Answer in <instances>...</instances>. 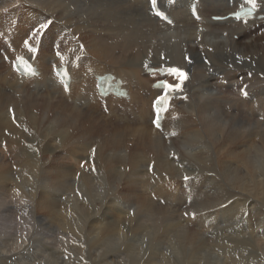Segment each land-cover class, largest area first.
I'll use <instances>...</instances> for the list:
<instances>
[{
	"label": "bare ground",
	"instance_id": "6f19581e",
	"mask_svg": "<svg viewBox=\"0 0 264 264\" xmlns=\"http://www.w3.org/2000/svg\"><path fill=\"white\" fill-rule=\"evenodd\" d=\"M161 1L172 6L176 21L173 29L149 15L148 0H0V212L6 210L9 217L33 214L78 241L92 235L93 240L86 239L85 250L90 264H116L112 255L100 260L102 263L94 259L99 249L113 252L120 244L124 250L134 251L135 243L126 245L133 237L126 239L118 228H131L128 235L135 233L133 226L147 220H137L138 214L150 218L167 209L189 207L181 202L185 199L196 201L203 211H212L229 203L226 197H233L220 211L230 218L246 201L251 206L264 201V32L252 29L256 23L242 26L232 20H208L210 13L230 9V0H199L207 32L196 31L189 0ZM48 21L52 22L51 30L42 44L29 39L25 46L23 40L28 38L29 30ZM231 33L240 37L234 40ZM54 37L56 47L52 46ZM29 48H37L38 52H30ZM3 53L12 58L37 59L42 78L17 77L3 60ZM59 63L76 71V83L68 93L52 73ZM147 63L177 65L189 75L183 92L176 94L170 111L165 113L160 130L151 122L150 104L158 91L149 88L151 78L142 74V65ZM90 72L121 77L126 81L129 100L108 98L105 113L99 98L90 94L93 82L84 77ZM84 84L87 86L83 88ZM255 98L256 103H244L252 107L247 106L250 116L262 119V134L260 125L247 131L243 120H228L238 117L231 114V102L238 106L243 99ZM11 195L17 196V205L5 206L9 197L13 199ZM160 201L163 203L158 204ZM131 209L136 216L130 215ZM90 216L92 222L87 224ZM207 216L201 213L198 221L204 222ZM30 232L23 235L18 247L33 243ZM188 232H182L187 233V244L194 238ZM254 241L253 248L264 264V225ZM14 247L0 251V261L14 257Z\"/></svg>",
	"mask_w": 264,
	"mask_h": 264
},
{
	"label": "rangeland",
	"instance_id": "374dc122",
	"mask_svg": "<svg viewBox=\"0 0 264 264\" xmlns=\"http://www.w3.org/2000/svg\"><path fill=\"white\" fill-rule=\"evenodd\" d=\"M263 29L259 30V32H261ZM234 39V38H233ZM242 39L244 42L246 40ZM237 40V39H234ZM251 40L248 39L247 43L250 44ZM264 43V42H263ZM242 44V43H241ZM256 99H243L241 103H239L240 105L236 106V104L231 105L230 103V107L229 109L231 110V114L233 116H237L238 117H228V120L231 121L230 123H232V120L235 121H239V120H243L244 122V126L247 128V131L249 129H251L252 127L255 128V126L260 125V134H262V125L261 123L264 122V119L262 120L259 117H256L255 114L254 115H249V111L247 110V106L248 104V100H251L252 102L256 103ZM246 102V103H244ZM245 105H244V104ZM235 105V106H234ZM242 105V106H241ZM234 106V107H233ZM250 108L251 105L249 104ZM232 108V109H231ZM240 112V113H236L234 111ZM227 109V107H226ZM229 109L227 110L229 112ZM236 109V110H234ZM244 109V110H243ZM233 110V111H232ZM240 110V111H239ZM246 110V111H245ZM245 111V113H243ZM248 111V113H247ZM251 112V111H250ZM247 114V115H246ZM260 119V120H259ZM262 120V122H261ZM261 122V123H260ZM244 132V131H243ZM12 196V195H11ZM13 200L11 197H9V203H5L8 207L13 206V205H17V201L18 198L16 199V197L13 195L12 196ZM227 200H229V203L226 202V205H224L222 208H216V209H207L203 211V208L200 207L198 205V203L196 201L193 202L192 199H185L182 200L181 202H184V204L187 206L189 205V207L187 206L186 208H182V209H167L165 210V212L163 211L162 214L158 213L156 215H152L150 218H146V216H142L140 214H135L136 212L133 211V209H131L132 211L129 212L130 215L133 216H138L137 220L139 217H142L145 221V223L143 225H134L133 228L136 230L135 233L133 234H129L128 235V231L131 230V228H123L120 227L118 228L120 231H124V236H126V239L130 238L131 240H127L128 243H126V245L128 244H134V251H126L123 249V246H118L120 244L115 245L114 247V251L113 252H108V249H99L94 256V259L98 260L99 262L102 263L101 261H104L105 259H110L111 255L113 258V262H116V264H134V262L136 264H151L153 261L154 263L152 264H156L158 263L157 261H159V264H187L189 262H195V264H227V262H229V264H261L260 261L262 262V260L258 258L256 249H254L255 246V237L257 236V234L261 233L262 227L264 225V201L261 199L260 201L255 202L254 206L249 205V203L246 201L244 203V206H240L239 207V212L238 214H233L230 218L224 217V215H222V210L223 208L225 209V206L229 205L232 200H234L233 197H226ZM231 198H233L231 200ZM225 199V198H223ZM8 200V199H7ZM11 201V202H10ZM15 201V202H14ZM192 204H191V202ZM14 202V203H13ZM259 202V203H258ZM158 204L163 203L162 201L157 202ZM189 203V204H188ZM194 203H197L196 205ZM257 203V204H256ZM102 203H99V207L98 209L101 211L102 208ZM164 205V204H162ZM194 205V206H193ZM262 205V206H261ZM190 207L192 209H190ZM199 207V208H198ZM263 207V208H262ZM5 208V207H4ZM13 208V207H12ZM242 208V210H241ZM253 209V210H252ZM97 210V211H99ZM203 212H202V211ZM218 210V211H217ZM202 214H208L207 218H206V222H202V221H198V217ZM206 211V212H205ZM221 211V212H220ZM247 211V212H246ZM261 211V212H260ZM174 212V213H173ZM176 212V213H175ZM188 213L189 215H185V213ZM196 212V213H195ZM199 212V213H198ZM255 212V213H254ZM257 212V213H256ZM165 213V214H164ZM192 213H195V217L193 218ZM254 213V214H253ZM6 214V215H5ZM17 214V213H16ZM16 214H13L11 217H9V213H7L6 210H1L0 212V241L2 239H6L4 242H0V244H4V246H0V251H5V249H7L8 247H14V252H17L16 255L10 259L4 260V261H0V264H79V261H81L82 259V263L80 264H88L89 261H86V259L88 258V253L86 250V246H87V240H90L89 237H93L92 235H90L89 237H86L85 240H77L75 238L72 237L71 234L69 233H63L59 230H56V226L52 225L49 226L47 223H45L44 220L41 221V218H36L34 217V215L30 217L29 214H25V213H20L19 215L16 216ZM171 214V217H169ZM174 215V216H173ZM211 215V216H210ZM240 215V216H239ZM259 215V216H258ZM156 216V217H155ZM177 216V217H176ZM214 216V217H213ZM217 216V217H216ZM221 216V217H220ZM244 216V217H243ZM256 216V217H255ZM9 217V218H8ZM27 217V218H26ZM179 217V218H178ZM242 217V219H241ZM248 219H247V218ZM36 218V219H35ZM142 218L140 220H142ZM224 218V219H223ZM238 218V219H237ZM250 218V219H249ZM252 218V219H251ZM258 218V221H257ZM11 219V220H10ZM93 219L91 216L90 218L87 220V224H90L92 222ZM155 219L156 221H159L158 224L156 222L153 223L151 220ZM212 219V220H211ZM220 219V221H219ZM229 219V220H228ZM260 219V220H259ZM10 220V221H9ZM162 220V221H161ZM178 220V221H177ZM227 220V221H226ZM238 222H237V221ZM241 220V222H240ZM246 220V221H245ZM3 221V222H2ZM90 221V222H89ZM212 221V222H210ZM252 221V222H251ZM254 221L257 222L254 224ZM33 222V223H31ZM162 222V223H161ZM174 222V223H173ZM250 224H249V223ZM260 222V223H258ZM8 223V224H7ZM173 223V224H172ZM179 223V224H178ZM202 223V224H201ZM7 224V225H6ZM45 224V227H44ZM47 224V225H46ZM164 224V225H163ZM171 224V225H170ZM218 224V225H217ZM248 224V225H247ZM253 224L255 225L256 228H254ZM13 225V226H12ZM40 225V226H39ZM42 225V226H41ZM241 225V226H240ZM257 225V226H256ZM37 226V227H36ZM138 226V227H137ZM157 226V228H156ZM204 226V227H203ZM206 226V228H205ZM212 226V227H211ZM219 226V227H218ZM233 226V227H232ZM246 226V228H245ZM261 226V228H259ZM10 229H9V228ZM14 227V228H13ZM86 227V225H85ZM181 227V228H180ZM198 227V228H197ZM208 227H210V229H208ZM20 228V229H19ZM50 230H48V229ZM142 228V229H140ZM145 228V229H144ZM160 228H161V232H160ZM169 228V229H168ZM188 228V229H187ZM228 228V229H227ZM34 229V230H33ZM47 229V230H46ZM165 229V230H163ZM196 229V230H195ZM205 229V230H204ZM225 229V230H224ZM257 229V230H255ZM3 230V231H2ZM5 230V231H4ZM11 230V231H10ZM31 230V232H30ZM33 230V232H32ZM46 230V231H45ZM144 230V231H143ZM159 230V231H158ZM163 230V231H162ZM170 230V231H169ZM187 230H189L193 235V241H191V243L187 244L186 243V235L187 233L183 234L184 232H187ZM195 230V231H194ZM235 230V231H234ZM240 230V232H239ZM243 230V231H241ZM250 230V231H249ZM7 231V232H6ZM30 236V238H33V243L26 242L25 246L22 247H18V245L20 243H22V237L23 235H25L26 233ZM172 231V232H171ZM205 233H204V232ZM216 231V232H215ZM226 231V232H225ZM249 231V232H248ZM15 232V233H14ZM21 232V233H20ZM39 232V233H38ZM130 232V231H129ZM163 232V233H162ZM183 232V233H182ZM195 232V233H194ZM235 232V234H234ZM245 232L246 235H245ZM3 233V234H2ZM35 233V234H34ZM156 233V234H155ZM161 235H160V234ZM198 233L201 235H198ZM213 233V234H212ZM240 233V234H239ZM243 233V234H242ZM22 234V235H21ZM40 234V235H39ZM67 236H66V235ZM138 234V235H136ZM142 234V235H141ZM164 234V235H163ZM171 234V236H170ZM206 234V235H205ZM216 236H215V235ZM255 234V237H253ZM7 235V236H5ZM33 235V236H32ZM38 235V236H37ZM134 235V236H132ZM173 235V236H172ZM185 235V236H183ZM244 237H243V236ZM253 235V236H252ZM4 236V237H3ZM129 236V237H128ZM156 238H155V237ZM159 236V238L157 239V237ZM225 236V237H224ZM251 236V237H250ZM139 237V238H138ZM166 237V238H165ZM196 237V238H195ZM209 237L211 238L209 240ZM223 237V239H222ZM239 237V238H238ZM242 237V238H241ZM247 237V238H245ZM22 238V239H21ZM70 238H72L73 240H71ZM88 238V239H87ZM136 238V241H135ZM163 240H162V239ZM215 238V239H214ZM217 238V239H216ZM225 238V239H224ZM229 238V239H228ZM234 238V239H233ZM245 238V240H244ZM253 238V240H251ZM77 241H75V240ZM87 239V240H86ZM93 240V238H91ZM156 239V240H155ZM175 239V240H174ZM202 239V240H201ZM206 239V240H205ZM222 239V240H221ZM231 239V240H230ZM233 239V240H232ZM18 240V241H17ZM71 240V241H70ZM125 240V238H124ZM123 240V241H124ZM133 240V241H132ZM142 240V241H141ZM153 240V241H151ZM162 240V242H160ZM195 240V241H194ZM198 240V242H197ZM220 240V241H217ZM224 240V241H223ZM226 240V241H225ZM20 241V242H19ZM42 243H41V242ZM86 243L85 245L83 244L84 242ZM123 241L121 240L120 242L123 243ZM142 243H141V242ZM151 241V242H150ZM156 241V242H155ZM159 241V242H158ZM172 241V243H171ZM216 241V242H215ZM222 241V242H221ZM254 241V242H253ZM17 242V243H15ZM64 242V243H63ZM149 244H148V243ZM185 242V244H184ZM197 242V243H195ZM201 242H206L205 244ZM219 242V243H217ZM243 242V244H242ZM249 242V245L247 244ZM78 243V244H77ZM145 243V244H143ZM150 243L152 245H150ZM160 243V244H159ZM162 243V245H161ZM208 243V244H207ZM212 243V244H211ZM222 243V244H221ZM241 243V244H239ZM246 245H245V244ZM14 244V245H13ZM43 246H42V245ZM57 244V245H56ZM72 244V245H71ZM76 244V245H75ZM160 246H159V245ZM174 246H173V245ZM227 244V245H226ZM9 245V246H8ZM28 245V247H27ZM45 245V246H44ZM81 245V250L79 251V246ZM83 245V247H82ZM184 245V246H183ZM211 245V246H209ZM224 245H226V248ZM239 245V246H238ZM245 245V246H244ZM74 246V247H73ZM148 248H146V247ZM150 246V247H149ZM156 246V247H154ZM159 246V247H158ZM173 246V247H172ZM204 246V247H203ZM222 249L219 250V247H222ZM237 246V247H236ZM242 246V247H241ZM4 249H3V248ZM59 247V248H58ZM71 247V248H70ZM151 247L153 248V253L151 249ZM177 247V248H176ZM187 247V248H186ZM192 247V248H191ZM198 249H197V248ZM203 247V248H202ZM206 247V248H205ZM211 247H213L211 249ZM214 247L216 249H214ZM233 247V248H232ZM247 249H246V248ZM252 247V248H251ZM254 247V248H253ZM20 248V249H19ZM22 248V249H21ZM40 248V249H38ZM75 248V250H74ZM85 248V249H84ZM119 248L121 250H119ZM209 248V249H208ZM240 248V249H239ZM2 249V250H1ZM24 249V250H23ZM147 249V250H146ZM201 249V250H200ZM208 249V250H207ZM226 249V252L224 250ZM242 249V250H241ZM245 249V250H244ZM250 249V250H248ZM21 250V251H20ZM23 250V251H22ZM72 250V252H71ZM157 250V252L155 251ZM168 250V251H167ZM174 250V251H173ZM197 250V251H196ZM200 250V252H199ZM210 250V251H209ZM214 250V251H212ZM218 252H217V251ZM228 250V251H227ZM234 250L233 253H230ZM241 250V251H240ZM70 251V252H69ZM79 251V252H78ZM107 251V252H106ZM137 251V252H136ZM139 251V252H138ZM162 251V252H161ZM164 251V252H163ZM180 251V252H179ZM195 251V252H194ZM205 251V252H204ZM209 251V252H208ZM248 251V252H247ZM251 251V252H250ZM83 252H85L83 254ZM90 252V251H89ZM104 252V253H103ZM127 254H126V253ZM134 252V253H133ZM173 252V254H172ZM184 252V253H183ZM194 252V253H193ZM199 252V253H198ZM215 253V254H210V253ZM222 252V253H221ZM237 252V253H236ZM256 252V253H254ZM40 253V254H39ZM42 253V254H41ZM90 253H93V251H91ZM103 253V254H101ZM114 253V254H113ZM132 253V254H131ZM160 253V254H159ZM178 253V254H177ZM202 253L204 254V256L202 255ZM207 253V254H206ZM217 253V254H216ZM227 253V254H226ZM230 253V254H229ZM241 253V255H240ZM46 254V255H45ZM62 254V256H61ZM72 254V255H71ZM78 258H80V260L76 257V255ZM100 254V255H99ZM145 254V255H144ZM148 256H147V255ZM171 254V255H170ZM190 254V255H189ZM193 254V255H192ZM209 254V255H208ZM220 254V255H219ZM243 254V255H242ZM32 255V256H31ZM65 255V256H64ZM98 255V256H97ZM105 257V258H103ZM106 255V256H105ZM109 255V257L107 258V256ZM134 255V256H132ZM155 255V256H154ZM158 255V256H156ZM163 255V256H162ZM197 255V256H195ZM218 255V256H216ZM225 255V256H224ZM252 255V256H251ZM255 255V256H254ZM18 256V257H17ZM69 256V257H68ZM101 256V257H100ZM138 256V257H137ZM143 256V258L141 257ZM150 256V257H149ZM153 260L151 261L149 258H152ZM180 256V257H179ZM222 256V257H221ZM248 256V257H247ZM257 256V257H256ZM83 257V258H82ZM96 257V258H95ZM133 257V258H132ZM213 257V259L211 258ZM225 257V258H224ZM19 261H18V259ZM139 258V260H138ZM141 258V260H140ZM161 258V262L160 259ZM168 258V259H167ZM184 258V259H183ZM210 258V259H208ZM219 258V261L218 259ZM229 258V259H228ZM252 258V259H251ZM257 258V259H256ZM103 259V260H102ZM149 259V261H148ZM198 259V260H197ZM216 259V260H215ZM226 259V260H225ZM248 259V260H247ZM28 260V261H27ZM85 260V261H84ZM101 260V261H100ZM156 260V261H155ZM165 261V262H162ZM185 260V261H184ZM193 260V261H192ZM201 260V261H200ZM221 260V261H220ZM255 260V261H253ZM23 261V262H22ZM126 261V262H125ZM129 261V263H128ZM226 261V262H225ZM259 261V262H258ZM138 262V263H137ZM151 262V263H150ZM156 262V263H155ZM169 262V263H168ZM225 262V263H224ZM248 262V263H247ZM90 264V263H89Z\"/></svg>",
	"mask_w": 264,
	"mask_h": 264
},
{
	"label": "snow or ice",
	"instance_id": "6c2138e0",
	"mask_svg": "<svg viewBox=\"0 0 264 264\" xmlns=\"http://www.w3.org/2000/svg\"><path fill=\"white\" fill-rule=\"evenodd\" d=\"M249 4L252 5V7L247 11L245 14L248 17H251L253 12L257 9V0H248ZM153 14L157 17H160L161 19L167 20L169 23H171V20L161 11L158 10L157 7V0H150ZM193 12L195 14V9H193ZM236 15V14H235ZM247 22V21H245ZM52 22H44L40 23L38 27H34L33 29L29 30L28 38L23 40V44L25 46L29 45V39L34 40L37 44H42L43 37L48 35V32L51 30ZM52 46L56 47V38L54 37L52 39ZM30 52H38L37 48H29ZM21 59V58H18ZM161 59H164L163 55L161 56ZM186 60H190L189 57H186ZM147 68L148 66L145 65ZM28 72L30 74H35V70L31 68V66H28ZM161 71L174 78L176 81L175 83L169 82V80H161L155 87L160 89V94L154 99L153 101V108L155 110V118L153 120V124L158 129L161 128V116L163 113H168L171 108V102L173 99L176 98L177 93L183 92V86L185 82L189 79L188 72L184 70L181 67L178 66H164ZM65 76L68 75L67 72L64 73ZM65 90H68V86L64 85ZM243 95L247 96V92L242 89ZM182 99H187V96L181 97ZM172 135H176L175 132L172 133ZM95 150H93L94 152ZM149 170H152V167L150 166ZM185 181H188L190 178L185 175L184 177ZM185 215H189L187 212ZM195 213H192L193 218L195 217Z\"/></svg>",
	"mask_w": 264,
	"mask_h": 264
}]
</instances>
